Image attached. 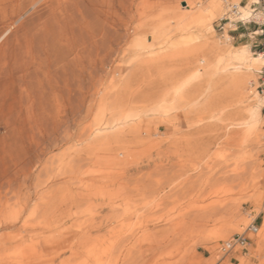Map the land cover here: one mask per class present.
Masks as SVG:
<instances>
[{
	"label": "rangeland",
	"instance_id": "rangeland-1",
	"mask_svg": "<svg viewBox=\"0 0 264 264\" xmlns=\"http://www.w3.org/2000/svg\"><path fill=\"white\" fill-rule=\"evenodd\" d=\"M1 1L19 15L49 2L59 12L56 0ZM210 2L220 9L208 30L192 13ZM98 6L112 21L97 60L116 122L99 123L95 106L30 182L0 187V264H264V5ZM53 50L73 58L65 43ZM249 216L259 231L247 253H221Z\"/></svg>",
	"mask_w": 264,
	"mask_h": 264
},
{
	"label": "bare ground",
	"instance_id": "bare-ground-1",
	"mask_svg": "<svg viewBox=\"0 0 264 264\" xmlns=\"http://www.w3.org/2000/svg\"><path fill=\"white\" fill-rule=\"evenodd\" d=\"M56 1L59 12L49 2L19 15L14 5L0 0V187L18 189L30 182L35 161L61 150L69 142L70 128L95 106L99 123L111 127L116 122L114 114H107L100 87L107 58L100 64L97 60L102 43L113 41L112 21L98 0ZM213 3H197L199 9L192 13L208 30L214 11L220 9ZM18 28L23 29L20 40ZM58 43L71 47L73 58L64 64L53 58ZM257 58L264 62V54Z\"/></svg>",
	"mask_w": 264,
	"mask_h": 264
},
{
	"label": "built area",
	"instance_id": "built-area-1",
	"mask_svg": "<svg viewBox=\"0 0 264 264\" xmlns=\"http://www.w3.org/2000/svg\"><path fill=\"white\" fill-rule=\"evenodd\" d=\"M259 3L264 5V0H259ZM232 8L235 13H238L237 5H233ZM262 12L264 13V7L262 8ZM262 33H264V29H262ZM246 224L247 226L242 233L235 234L221 243L219 248L221 253L224 255L231 253L244 255L247 253L252 236L259 231V225L257 224V218H253L252 216L248 217Z\"/></svg>",
	"mask_w": 264,
	"mask_h": 264
},
{
	"label": "water",
	"instance_id": "water-1",
	"mask_svg": "<svg viewBox=\"0 0 264 264\" xmlns=\"http://www.w3.org/2000/svg\"><path fill=\"white\" fill-rule=\"evenodd\" d=\"M184 6H185V4H184Z\"/></svg>",
	"mask_w": 264,
	"mask_h": 264
}]
</instances>
